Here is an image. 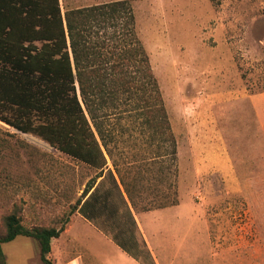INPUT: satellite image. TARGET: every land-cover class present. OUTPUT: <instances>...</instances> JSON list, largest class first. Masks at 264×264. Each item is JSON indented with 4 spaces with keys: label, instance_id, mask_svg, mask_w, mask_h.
I'll use <instances>...</instances> for the list:
<instances>
[{
    "label": "rangeland",
    "instance_id": "rangeland-1",
    "mask_svg": "<svg viewBox=\"0 0 264 264\" xmlns=\"http://www.w3.org/2000/svg\"><path fill=\"white\" fill-rule=\"evenodd\" d=\"M114 1L121 0L59 4L63 11ZM125 1L176 152L169 157L165 144L152 142L137 119L136 101L122 97L119 107L106 110L114 132L108 167L113 161L125 183L134 184V205L128 204L134 218L143 208L154 210L173 199L176 206L150 216L138 231L126 200L105 175L97 197L101 205L116 206L115 216L102 207L113 229L102 218L91 221L76 212L51 240L49 259L53 264L78 256L75 264H130L129 258L141 264H264V119L254 104L256 99L264 104V0ZM96 174L40 138L0 122V234L14 211L26 228H58ZM107 190L111 195L101 196ZM59 249L66 253L62 260ZM2 253L5 264H42L31 238L16 237L2 245Z\"/></svg>",
    "mask_w": 264,
    "mask_h": 264
},
{
    "label": "trees",
    "instance_id": "trees-1",
    "mask_svg": "<svg viewBox=\"0 0 264 264\" xmlns=\"http://www.w3.org/2000/svg\"><path fill=\"white\" fill-rule=\"evenodd\" d=\"M122 97L136 101L140 126L174 158L175 139L127 1L62 11L59 0H0V122L40 138L97 172L58 228H26L16 211L8 214L0 234V264H5L2 245L16 237L36 241L41 263L53 264L51 240L60 237L76 212L91 221L102 218L112 230L102 207H109L111 216L117 215V208L113 210V203L101 205L97 197L105 175L127 206L134 205V184L125 183L113 161V168L108 167L114 132L106 122V110L116 109ZM174 204L173 199L155 209ZM131 221L136 226L133 217Z\"/></svg>",
    "mask_w": 264,
    "mask_h": 264
},
{
    "label": "crops",
    "instance_id": "crops-1",
    "mask_svg": "<svg viewBox=\"0 0 264 264\" xmlns=\"http://www.w3.org/2000/svg\"><path fill=\"white\" fill-rule=\"evenodd\" d=\"M61 0H59V3L61 4V2H60ZM95 5H97V4H95ZM91 6V5H90ZM87 7V6H86ZM256 99V98H255ZM254 104H255V111H256V114H257V117L258 118H260V119H264V104H260L259 103V100L258 99H256V101L254 102ZM115 178H116V176H115ZM101 181V180H100ZM99 181V182H100ZM98 182V183H99ZM97 183V184H98ZM97 184H95L94 185V187L95 186H97ZM174 206H176V205H172V206H169L168 208H170V207H172V208H175ZM129 209H130V212H131V214H132V207L131 206H129ZM177 210H179L178 208H177ZM163 211H166V209L165 208H158V209H154V210H150V211H145V212H142V214L140 215V216H138L139 218H134L133 217V214H132V217H133V219H134V221H135V224H136V228L138 229V231L140 230V231H142V227L141 226H143L144 225V223L150 218V216H153V215H158V214H160V212H163ZM170 211H174V210H170ZM176 211V210H175ZM161 215V214H160ZM159 216V215H158ZM136 219V220H135ZM84 220V219H83ZM86 221V220H85ZM144 222V223H143ZM88 224H90L89 222H87ZM91 227L92 228H94L96 231H98V232H100L101 233V231L100 230H98L97 228H95V226H93V225H91ZM141 234V233H140ZM143 234V233H142ZM142 234H141V237H142V239L145 241V244L147 243V239H146V236L143 234V236H142ZM102 235H103V233H102ZM104 237V236H103ZM146 239V240H145ZM117 247V246H116ZM59 251H60V258H61V260L63 259V258H65V256H66V253L65 252H63L61 249H59ZM51 252H53V248H52V245H51V251H50V254H51ZM49 254V255H50ZM130 259V264H141V263H139L138 261H135L134 259H131V258H129ZM59 260V259H58ZM76 260H81V257H75V258H73V259H71V260H69L68 262H66L65 264H75V262H76ZM93 260V259H92ZM56 262V261H55ZM96 264L98 263L97 261L95 262ZM79 264H85L84 262H82L81 261V263L79 262ZM99 264V263H98ZM153 264H157V261L155 260H153Z\"/></svg>",
    "mask_w": 264,
    "mask_h": 264
}]
</instances>
